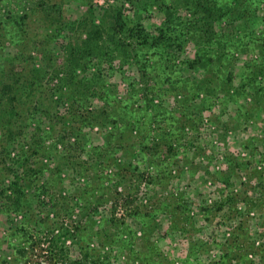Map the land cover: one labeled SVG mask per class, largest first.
<instances>
[{"label": "rangeland", "instance_id": "374dc122", "mask_svg": "<svg viewBox=\"0 0 264 264\" xmlns=\"http://www.w3.org/2000/svg\"><path fill=\"white\" fill-rule=\"evenodd\" d=\"M0 264H264V0H0Z\"/></svg>", "mask_w": 264, "mask_h": 264}]
</instances>
